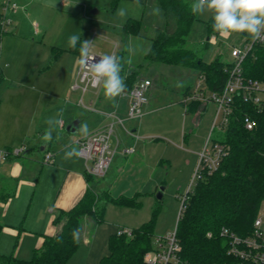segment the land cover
<instances>
[{"label": "crops", "instance_id": "0c3cea01", "mask_svg": "<svg viewBox=\"0 0 264 264\" xmlns=\"http://www.w3.org/2000/svg\"><path fill=\"white\" fill-rule=\"evenodd\" d=\"M152 1L121 0L118 7L122 9L132 5L131 3H143L144 11L141 16H144L147 14L148 4ZM111 2L112 0H60L59 5L80 14L81 22L78 26L61 22L33 23L27 21L25 13L17 10L11 13L12 18L17 20L16 24L7 28L1 36L0 62L3 67L0 71L4 78L0 83V149H24L22 155L10 156L0 163V186L16 189L7 201H0V222L5 224L2 231L14 233L19 241L12 251L16 257L30 258L33 250L42 244L44 234H57L61 225L53 222L56 211L72 208L89 186L85 177V160L80 155L77 143V139L84 135L78 130L68 131L67 125L73 124L78 129L81 124L86 123L87 134L111 123L114 134L119 133L121 127L124 129L123 138L120 139L115 134L116 155L108 173L97 179L98 183L93 184L94 189L108 191L112 196H132L143 190L145 181L147 185L152 184L149 186H153L154 193L161 188L155 182L157 179H154L156 173L153 166L147 163V157L139 151L140 142L137 143L138 151L135 150V142L139 137L135 133L141 129V123L128 117L129 100L125 93L127 89L125 88L124 93L113 103L105 99L102 89L97 93L85 92L80 96V91L72 88L77 81L80 65V43L75 50H68L70 35H80L81 41H92L90 52H97L96 47L99 45L94 44L98 30L112 24L125 33L123 24L127 19L144 20L143 17L130 16V13L125 15L127 17L116 14V10L115 12L110 9ZM110 11L113 14H108ZM103 12L105 13L102 14ZM161 13L160 17L164 15L162 24L165 27L156 28L152 38L172 23L164 11ZM120 35L116 32V36ZM125 35L129 34H123L121 42L113 43V49H116L121 61L127 56L126 46H130L126 43L128 40L123 41L128 37ZM209 38L208 36L207 40ZM55 47L61 49L56 55L53 49ZM120 47L122 49H119ZM148 66L146 68L154 69L151 68V63ZM127 74L129 73L122 69L121 76L125 77ZM145 78L152 81L148 94L153 98L157 81L154 82L150 77ZM188 86L182 90L185 96L192 91ZM80 101L83 104H80ZM200 107L189 110L191 108L188 105L185 112H197ZM153 108L152 103H148L144 111L147 113ZM49 120L53 123L49 124ZM49 129L51 139L45 141L43 137ZM186 137L187 134H184L183 139L186 140ZM129 148L134 150L126 151ZM72 149H75L78 155L66 158V152ZM35 151H41L42 154H36ZM48 151L53 153V160L46 164L44 156ZM9 181H12L10 186L6 184ZM24 182L30 189L23 190ZM129 192L132 193L128 194ZM23 217L24 221L17 229L16 224ZM112 225L105 221L96 223L89 216L84 217L82 229L78 234L79 242L81 240L78 250L82 246V250L96 253L98 257L106 255L104 240L121 228Z\"/></svg>", "mask_w": 264, "mask_h": 264}, {"label": "trees", "instance_id": "16d2710c", "mask_svg": "<svg viewBox=\"0 0 264 264\" xmlns=\"http://www.w3.org/2000/svg\"><path fill=\"white\" fill-rule=\"evenodd\" d=\"M120 1L112 0L110 9L116 10ZM158 2L172 23L152 38L145 65L155 61L195 69L204 76L206 88L222 90L231 63L220 58L208 61L197 49L188 46L191 26L198 20L197 15L191 13L192 4L187 0ZM2 6L3 0H0V39L5 33ZM212 23V19L206 22L209 37L218 33L213 31ZM141 29L140 20L133 18L123 24V30L128 34H139ZM240 34L247 39L252 38L246 33ZM53 49L55 55L61 50L56 47ZM67 49L75 50L70 47ZM116 56L120 57L118 54ZM243 70L247 76L264 81V43H254L243 61ZM136 73L132 71L125 76L127 90L135 83ZM3 78L0 71V83ZM201 103L189 102V110L198 108ZM233 109L227 127L215 130L216 134L212 138L228 144L229 154L214 172L202 171L183 199L176 233L182 247L180 256L185 264H258L243 261L239 256L229 253L228 240L220 234L223 227L240 235L249 234L264 201V106L260 108L237 98ZM246 115L256 120L254 128H246ZM85 175L89 186L83 197L72 208L56 211L53 222L61 225L60 231L55 235L44 234L42 244L33 250L28 259L16 257L12 253H0V264H66L80 246L78 234L84 217L90 216L100 223L105 219L109 202L137 204L138 194L112 196L105 190L97 192L93 188V181L97 177L88 173ZM6 184L12 185V181ZM15 191V187L0 186V201H7ZM159 209V206L154 209V215ZM154 223L152 217L148 222L131 228V234L118 231L112 234L108 240L109 252L100 259V264H147L144 256L154 248ZM4 227L5 224L0 222V233ZM209 232L212 233L210 236Z\"/></svg>", "mask_w": 264, "mask_h": 264}, {"label": "rangeland", "instance_id": "374dc122", "mask_svg": "<svg viewBox=\"0 0 264 264\" xmlns=\"http://www.w3.org/2000/svg\"><path fill=\"white\" fill-rule=\"evenodd\" d=\"M187 1L191 4L195 2V0ZM10 2H15L17 8L13 9L8 7L5 11L1 8L5 18L10 20L6 25L7 28H12L16 24L17 20L12 18L11 13L17 10L25 13L27 21L33 23L58 24L61 22L62 24L67 23L72 26H78L81 22L80 14L78 12H72L65 6L59 5L60 0H10ZM131 4L133 7L132 5H128L121 9L119 6L116 9L117 12L114 10L116 14H120L118 12L122 10L124 13L121 15L122 17H127L125 15L130 13V16L143 17L144 19L141 20L139 18L142 22V29L139 34H129L127 35L128 37L125 35L127 38L123 41L128 40L126 43H129L130 46H126V49H128L127 56L122 58L121 68L126 73L132 71L137 72L135 75L136 78L150 77L154 79V82L157 81V83H155L153 98H150L148 94V101L143 105L144 113L142 116L129 119L137 120L141 123V129L135 133V135L139 136V139L137 138L135 142V150L138 151L137 143L140 142L141 148L139 151L143 156L147 157V163H150L155 170L156 174L154 179H157V181L153 180L160 187H163L162 198H157V193H154L152 190L153 186H149L152 184L147 185V181H145L143 183L145 184L143 190L136 192L138 193L137 204L120 205L115 202H109L106 207L104 221L114 226L118 225L121 228H135L154 217L153 243H155L158 236H164L176 227L183 198L190 187L198 166L199 153L212 130L217 107L213 101H204L201 104V109L197 112H185L188 103L183 101L185 95L182 94V90L187 85H189L188 88L190 90L195 89V84L199 81V76L202 75L198 70L155 61L151 63V68L154 69L146 68L148 66L147 64L145 65L146 54L151 47L153 31L156 28L163 29L165 27L162 24L164 15L160 17V12L163 14V10L158 0H153L148 4L147 14L141 16L144 11L143 3ZM156 9H159V12ZM110 12L108 14H113L112 11ZM197 18L198 20L191 26L187 38L188 46L197 49L203 58L208 61L215 58H220L224 62L232 61L231 48L233 45H240L243 36L240 33H232L224 36H221L219 33H214L207 40L209 34L206 22L212 19V14L206 12L203 15H197ZM106 28L98 30L94 44L95 46L99 45L96 47V53H100L101 55L111 54L113 51V43L115 41L121 42L123 34H125L120 28H115L112 24L106 26ZM116 32L121 35L119 37L116 36ZM119 49H122V47ZM2 67L3 63L0 62V69ZM101 89L100 86L98 88L89 87L85 92L88 94L91 91L97 93ZM78 90L80 91V96L85 94L82 89L79 88ZM148 103H152L154 108L146 113L144 109ZM116 130L117 127L115 128V132ZM215 130L217 129H214L212 138L216 134ZM115 134L120 139L123 138L122 135L125 136L124 129L121 127L119 133L116 132ZM115 134L113 135L112 141L113 147L115 145L114 142H116ZM184 134H187L186 140L183 139ZM23 151L24 149L18 155L23 154ZM35 152L39 155L42 154L41 151ZM97 179L93 181V184L99 182ZM24 184L23 190L30 189L27 183L24 182ZM95 191L97 190L95 189ZM115 191L114 189L113 192ZM131 193L129 192L128 194ZM157 206L160 209L154 215V209ZM89 218L92 217L89 216ZM23 221L24 217L16 224L17 229L21 227ZM107 239L109 240V237ZM107 239L103 243L106 247L105 251L108 254L109 247ZM17 241V236L14 233L3 230L0 234V251L11 254L13 248L18 245ZM81 248L77 250L75 256L66 264H100L102 257L99 256V258L98 254L84 251Z\"/></svg>", "mask_w": 264, "mask_h": 264}, {"label": "built area", "instance_id": "2783aa9c", "mask_svg": "<svg viewBox=\"0 0 264 264\" xmlns=\"http://www.w3.org/2000/svg\"><path fill=\"white\" fill-rule=\"evenodd\" d=\"M8 7L16 9L17 4L10 2V0H3L2 10L5 11ZM9 22L10 20H7L4 15L3 28L5 32L7 31L6 25ZM242 38L240 45H233L231 48L233 60L230 61L231 65L227 69V79L222 90L213 91L206 88L205 78L200 75L199 81L195 84V89L186 94L184 98V102L187 103L191 101H213L217 107L212 130L199 153V163L190 187L202 171L214 172L229 154L228 144L212 140V133L214 129L221 130L227 127L230 116L234 111L236 99L240 98L243 102L257 105L260 108L264 106V81L247 76L243 70V61L248 52L252 50L254 43H264V33L258 39ZM111 54H117L115 48ZM90 56H95L98 60V56L102 55L90 52ZM151 85L152 81L149 78H138L133 86L125 92L129 97V118L134 119L142 116L143 105L148 101V92ZM89 87L98 88L99 86L94 87L92 85L87 69L79 65L77 81L72 88H80L85 92ZM80 104H83V102L80 101ZM119 121L122 123L121 119ZM244 123L247 129H252L256 125V120L250 115H246ZM113 135L114 129L113 123H111L77 139L79 152L85 160L88 174L102 178L108 173L116 155V148L112 146ZM22 149H0V163L10 156L18 155ZM133 150L134 148L126 149V151L131 152ZM52 160L53 153L51 151L46 152L44 162L51 163ZM183 202L180 212L183 208ZM118 232L131 234V228H120ZM211 234V232L208 233L209 236ZM220 234L228 240L229 253L239 256L243 261L264 264V201L249 234L240 235L226 227L221 228ZM181 249L175 227L164 236L157 237L154 248L145 254L144 260L147 264H185L180 256Z\"/></svg>", "mask_w": 264, "mask_h": 264}, {"label": "clouds", "instance_id": "9594fccd", "mask_svg": "<svg viewBox=\"0 0 264 264\" xmlns=\"http://www.w3.org/2000/svg\"><path fill=\"white\" fill-rule=\"evenodd\" d=\"M193 15L212 14L213 31L221 36L232 33H246L253 39H258L264 33V0H195L191 5ZM159 12V9H156ZM120 11V15H123ZM80 43L79 64L87 69L92 85L100 86L106 100L115 102L125 91V77L121 76L120 57L115 54L90 56L92 41H81L80 35L72 34L68 37V47L76 49ZM49 124L53 121L49 120ZM87 135L88 126L81 124L77 129ZM43 139H51V129L47 130ZM75 149L67 151L66 158L77 156Z\"/></svg>", "mask_w": 264, "mask_h": 264}, {"label": "water", "instance_id": "95a60500", "mask_svg": "<svg viewBox=\"0 0 264 264\" xmlns=\"http://www.w3.org/2000/svg\"><path fill=\"white\" fill-rule=\"evenodd\" d=\"M66 129L70 132H74L77 130V128L73 125V124H70V125H67ZM162 189L163 187H161L158 191H157V198H162Z\"/></svg>", "mask_w": 264, "mask_h": 264}]
</instances>
